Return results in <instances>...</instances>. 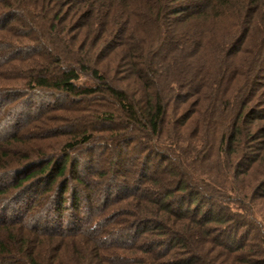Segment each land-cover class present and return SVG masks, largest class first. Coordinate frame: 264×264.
<instances>
[{
  "label": "trees",
  "instance_id": "obj_1",
  "mask_svg": "<svg viewBox=\"0 0 264 264\" xmlns=\"http://www.w3.org/2000/svg\"><path fill=\"white\" fill-rule=\"evenodd\" d=\"M0 26L13 124L62 110L0 151L58 191L0 209V264H264V0H0Z\"/></svg>",
  "mask_w": 264,
  "mask_h": 264
},
{
  "label": "rangeland",
  "instance_id": "obj_2",
  "mask_svg": "<svg viewBox=\"0 0 264 264\" xmlns=\"http://www.w3.org/2000/svg\"><path fill=\"white\" fill-rule=\"evenodd\" d=\"M0 29L3 31V27L0 26ZM5 74L0 68V89L3 90V92L6 94L13 93V96L7 99H0V151L1 152H8L9 154L17 153L19 156L24 153L25 150V143H29L28 145H31L34 141L38 142L36 138L41 136L40 126L44 124H50L51 120L47 119L48 115H53L54 113L60 114L62 110L60 109H51L45 110L44 107H46L47 104H49V99L46 101V103L41 104V99L39 98H32V107L33 109L30 110L28 113V117H21L17 120L19 121V125H14L13 119L14 117H10L9 112L7 111L8 108L15 106L17 102H19L22 99L21 92V86L13 81L6 80V77H3ZM3 93V95H4ZM190 108V105H186L185 109L187 110ZM41 111V113L38 115V111ZM16 112V111H15ZM51 118V117H50ZM58 125H60V128H64L65 122H59ZM3 129L8 131L10 134L4 133ZM16 134L19 138L18 140H12L9 135ZM43 135V134H42ZM42 137V136H41ZM41 143H46L53 141L55 138H46L44 140H41ZM67 136H58L56 139H63ZM17 142V143H16ZM32 142V143H31ZM16 143V144H15ZM7 155V157H8ZM6 159V158H5ZM12 159V157L7 158L6 165H9V161ZM27 161L21 162L22 164H19L17 166L12 167L11 170L8 169L9 172H7V177L5 179L0 181L1 185H9L7 191L5 194L0 195V209H4L6 214H11L14 216V218L18 221V223L27 224L30 222L31 217L38 216L40 220H43L47 218L46 216H42V212L44 211L43 208L48 200L50 198H53L57 195V190L55 189L54 183L51 185L44 184V180L41 177V175H36L32 177L31 180H28L24 182L23 184H19V186L15 185V181L17 180V177H22L24 172L20 176L19 175L23 170H21L22 166H25V163ZM28 171V169H27ZM68 174L71 175V171H67ZM73 181V180H72ZM65 207V204H64ZM65 213V212H63Z\"/></svg>",
  "mask_w": 264,
  "mask_h": 264
}]
</instances>
